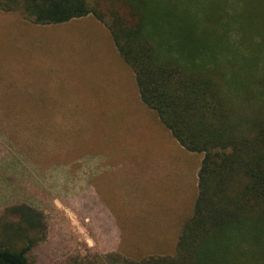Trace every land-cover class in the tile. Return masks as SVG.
<instances>
[{
    "label": "rangeland",
    "instance_id": "374dc122",
    "mask_svg": "<svg viewBox=\"0 0 264 264\" xmlns=\"http://www.w3.org/2000/svg\"><path fill=\"white\" fill-rule=\"evenodd\" d=\"M202 156L142 103L92 14L39 25L0 10V218L16 204L43 213L36 264L172 253Z\"/></svg>",
    "mask_w": 264,
    "mask_h": 264
},
{
    "label": "trees",
    "instance_id": "16d2710c",
    "mask_svg": "<svg viewBox=\"0 0 264 264\" xmlns=\"http://www.w3.org/2000/svg\"><path fill=\"white\" fill-rule=\"evenodd\" d=\"M0 10L39 25L92 14L141 101L203 154L174 251L107 264H264V0H0ZM0 220V264H36L43 213L16 204Z\"/></svg>",
    "mask_w": 264,
    "mask_h": 264
},
{
    "label": "crops",
    "instance_id": "0c3cea01",
    "mask_svg": "<svg viewBox=\"0 0 264 264\" xmlns=\"http://www.w3.org/2000/svg\"><path fill=\"white\" fill-rule=\"evenodd\" d=\"M136 83V82H135ZM139 94V93H138ZM143 103V102H142ZM148 108V107H147ZM156 114V113H155Z\"/></svg>",
    "mask_w": 264,
    "mask_h": 264
}]
</instances>
